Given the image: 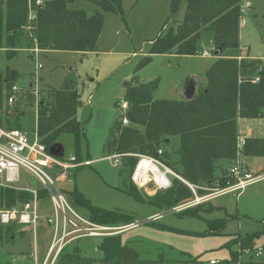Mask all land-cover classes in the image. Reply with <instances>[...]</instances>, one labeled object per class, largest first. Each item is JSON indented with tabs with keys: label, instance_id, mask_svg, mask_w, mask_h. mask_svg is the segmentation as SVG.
<instances>
[{
	"label": "rangeland",
	"instance_id": "374dc122",
	"mask_svg": "<svg viewBox=\"0 0 264 264\" xmlns=\"http://www.w3.org/2000/svg\"><path fill=\"white\" fill-rule=\"evenodd\" d=\"M171 1L121 0L125 22L120 15L104 12L103 26L93 51L80 54L76 51L40 50L36 62L40 63L41 67L37 69L36 75V62L27 48H21L10 59L1 53L0 70L3 75L6 68L18 73L16 85L19 91L15 93L16 102L28 88L31 89L34 98L31 105L19 106V111L13 109L15 103L11 106L7 105L6 98L0 124L5 127L6 124H15L28 131L34 129L36 125L35 105L42 92L48 89H58L65 78L72 77L76 80L74 82L80 94L76 117L81 123L82 130L81 155L83 159L88 158L91 164L73 169L71 184L66 182L64 185L61 182L62 188L75 187L92 205L131 215L136 225L104 226L96 223L95 225L98 228H105L103 235L112 231L125 230L120 235L121 242L136 249L142 257L153 258L161 252L166 259L174 258V261L168 264H185L189 257L195 260L186 264H209L210 259L220 260L217 264H228L223 261L229 258V251L225 245L234 235H257L256 244H264V177L248 184L237 196L235 192L220 194L199 200L189 206L198 210V215L182 214L185 208L165 212L167 210L160 208L154 201L138 200L128 193L130 167L122 168L121 164L114 166L110 158L112 153L106 147L107 137L122 113L118 104L125 100L128 88L157 79L158 86L153 92V97L175 101L180 99L181 92L187 86H185L186 79L189 78V82L194 86L195 95L201 84L205 82V71L216 60V56L211 52L208 56L176 55L174 53L150 54L151 59L135 70L144 56L148 54L151 40L159 33L166 32L169 27H174L183 18L184 3L180 4L176 13L171 14ZM241 1L242 3L249 1L250 7L241 14L245 24H240L241 17L239 18V47L231 51L224 50L221 56L237 60L242 57L264 59V0ZM69 6L83 9L87 14L94 13L98 9L90 0H76ZM31 10L35 17V12ZM209 38V34L202 35V41L207 50L212 48ZM31 83L33 87H29ZM128 104L130 105L129 101ZM245 119L253 118H236L237 135H240L244 129ZM138 128L142 130L141 127ZM252 137L264 139L257 133H252ZM57 144L60 150L59 156L67 157L73 154L70 136H62ZM161 147L166 148L167 157L169 155V158L178 160V155L174 152L178 148L177 137ZM243 149L244 147L237 150L235 159L231 161L238 159L242 166L248 165L254 169L255 171H250L253 177L264 174L263 158L243 155ZM232 162H221L220 168L215 170L216 176L223 174L226 178L225 185H219L218 180L209 183L202 181L197 184L186 181L196 188L198 196L213 195L233 183L230 181L233 177L228 171ZM71 173L62 174L59 180H64ZM169 178L171 179L172 176L169 175ZM26 185L40 188L38 181L23 170L21 181L14 183L13 186L24 187ZM185 187L190 190L186 185ZM138 191L144 194L143 190L138 189ZM193 199L194 194L191 192L174 206ZM42 205L43 209H40L49 214L51 212L50 202L45 199ZM74 206L78 213L88 218L84 208ZM157 214H161L160 217L153 220L148 219ZM40 220L42 218L37 223V246H44L50 236V231L47 227L43 229L40 226ZM218 220H224L222 228L216 223ZM0 225L5 236L7 226L1 223ZM132 225L135 226L132 227ZM109 227H111L110 230H108ZM11 229L15 240L2 244L0 264H34L31 258L27 256L23 258L32 249L31 232H18L20 227L17 224ZM103 235L84 237L82 241H79L81 240L79 238V242L74 243L80 247L82 254L92 260L91 264H103L97 261L96 250L100 237ZM74 244H71L69 248ZM236 247L237 244L233 248ZM247 250L250 249H244L241 252L237 249V258L247 259L249 256L244 255Z\"/></svg>",
	"mask_w": 264,
	"mask_h": 264
},
{
	"label": "trees",
	"instance_id": "16d2710c",
	"mask_svg": "<svg viewBox=\"0 0 264 264\" xmlns=\"http://www.w3.org/2000/svg\"><path fill=\"white\" fill-rule=\"evenodd\" d=\"M41 1L38 5L32 0L30 8L35 12V17L30 20L29 26L27 0H0V54L3 53L7 59L12 58L21 48L30 50L34 46L40 50L76 51L84 54L94 49L103 26L104 12L120 15L125 22L121 0H90L98 7L91 14L80 8H71L69 5L76 0ZM181 3L185 5L181 21L151 40L148 54L135 70L151 59L150 54H198L204 48L202 35L205 33L210 35L212 55L214 51H220L204 73L205 82L193 98L175 101L153 97L158 86L157 79L142 86L139 84L128 88L125 100L130 103L127 112L129 122L127 125H120L116 121L107 137L106 147L116 154L155 156L158 155L157 150L162 149L160 158L185 180L196 184L218 180L219 185H225L226 178L223 174L216 176L215 170L220 168L221 162H232L236 157V118H264V59L242 57L237 60L221 56L224 50L231 51L239 47L241 0H172L171 14L176 13ZM4 75L0 70V121L4 101L18 78L15 70L7 68ZM74 81L76 82L72 77H67L60 88L42 92L35 106L36 132L48 149L57 147L62 136H70L76 159L89 160L83 159L81 155L82 130L76 117L80 94ZM188 83L189 78L186 79L185 86ZM24 93L18 97V102L15 94L13 109L19 111V106L31 105L34 98L31 89H25ZM6 127L22 128L15 124H6ZM175 137L178 139V148L174 151L178 155L176 161L169 158V155L167 157L166 148L161 147ZM244 142L243 155L261 156L264 160L263 138L246 137ZM136 160L135 156H123L120 166H129L131 175ZM183 184L173 178L168 189L145 195L144 191V194L138 191L129 177L128 193L138 200L154 201L160 208L168 210L191 194ZM66 193L71 205L74 208V205L84 208L87 219L93 223L104 226L137 224L131 215L124 212L92 205L75 187ZM39 196L46 197L45 191L39 190ZM31 197L28 191L0 186V208L18 206ZM181 213L198 215V210L189 207ZM216 223L222 228L224 220ZM6 226L4 236L0 225V248L4 242L15 240L11 229L15 224ZM18 232L23 233L21 230ZM120 235L116 233L100 237L96 246L97 261L103 264H168L174 261L173 257L166 259L161 252L153 258L142 257L136 249L123 244ZM256 237L257 235L231 237L225 245L229 258L223 261L228 264H264V254L260 259H254L251 254H244L249 256L245 260H239L236 256L237 249L240 252L253 249L257 245ZM80 239L68 243L61 250L55 264H91L92 260L74 244L82 241ZM71 244L74 245L69 248ZM236 244L237 247L233 248ZM193 260L195 259L189 257L185 264L194 262Z\"/></svg>",
	"mask_w": 264,
	"mask_h": 264
},
{
	"label": "built area",
	"instance_id": "2783aa9c",
	"mask_svg": "<svg viewBox=\"0 0 264 264\" xmlns=\"http://www.w3.org/2000/svg\"><path fill=\"white\" fill-rule=\"evenodd\" d=\"M29 6L28 25L30 20L34 18L32 14V0H27ZM41 0H35V4L40 5ZM250 7V2L246 1L240 5L241 14ZM240 24H245L244 19L240 18ZM28 26V29H29ZM27 27V26H26ZM31 56L37 60V55L40 52L37 46L29 50ZM210 50L205 47L198 53L202 56L210 55ZM41 67L40 63H35V75L37 69ZM31 87L32 83L30 84ZM19 91L16 85H13L10 94L7 98V103L12 105L16 101L15 93ZM37 93L36 87L34 88ZM37 105V103H36ZM35 105V106H36ZM122 111L119 124L127 125L129 120L127 112L129 105L126 100L118 104ZM244 135H238L236 141L237 150H240L244 144ZM162 149L157 150V156L146 154H116L112 153L111 161L114 166L122 163L123 156H135L137 158L135 166L131 172L130 179L138 189L143 190L147 195H153L157 191H164L171 186L173 178L183 182L194 194V199L189 200L183 204H178L171 207L168 211H177L187 208L199 200H205L209 197H214L220 194L236 193L242 191L248 184L257 181L264 177V174L253 177L252 172L248 171L246 167L242 166L237 159L229 166V174L233 177V183L213 195L198 196L196 188L184 180L179 174L172 170L166 162L160 158ZM86 164H91L90 160H77L74 154L67 157L52 154L43 142L39 139L36 132V125L32 130H25L23 128H7L0 124V186L13 187L16 190L28 191L32 197L27 202L12 208H0V223L2 225H9L12 223L27 226L31 229L33 248L30 255L34 258L35 264H55L61 250L71 241L84 238L95 237L103 235L104 227H97L95 223L89 221L76 211L71 205L67 193L64 191L59 178L73 169L81 167ZM27 172L33 176L40 188L24 186L15 187L14 183L21 181V171ZM169 175L172 178H169ZM67 178V177H65ZM39 190L45 191L46 197L49 199L51 205V213L46 217V222L50 227L51 235L49 242L40 259L37 258L36 249V225L40 218V210L38 202L40 201ZM161 214L153 215L148 219H155ZM147 219V220H148ZM111 227L108 228L110 230ZM113 233L109 232L106 234ZM245 254H251L254 259L263 257V245H256L253 249L247 250ZM218 260H209V264H217Z\"/></svg>",
	"mask_w": 264,
	"mask_h": 264
},
{
	"label": "crops",
	"instance_id": "0c3cea01",
	"mask_svg": "<svg viewBox=\"0 0 264 264\" xmlns=\"http://www.w3.org/2000/svg\"><path fill=\"white\" fill-rule=\"evenodd\" d=\"M42 51V50H41ZM46 51H48V50H46ZM50 51V50H49ZM16 85V84H15ZM17 86V85H16ZM29 87H31V85H29ZM194 87V86H193ZM184 91V90H183ZM182 91V92H183ZM181 92V93H182ZM7 105H9L8 103H7ZM11 106V105H10ZM245 124L243 125V130L241 131V134L240 135H244L245 136V138L246 137H251V135H252V133H257V135L258 136H261V137H264V119H262V118H253V119H245ZM255 130V131H254ZM263 164H264V160H263ZM249 171H255L254 169H252V168H250L248 165L247 166H245ZM73 171V170H72ZM72 174L73 173H71L70 174V176H68L67 178H64V180H62L61 182L62 183H64V185H65V183L66 182H70V184H71V177H72ZM60 182V185L61 186H63V184ZM69 190H72L70 187H67L66 189H64V191L65 192H67V191H69ZM241 192V191H240ZM240 192H238V194L240 193ZM238 194H236V196L238 195ZM45 199H47L48 201H49V199L47 198V197H41L40 198V201L38 202V205H39V210H40V218H42V220H40L41 222H40V226H42V228L43 227H47L48 229H49V231H50V235H51V230H50V227H49V225L47 224V222H46V217L47 216H49L50 215V213L49 214H47L44 210H41L40 208H42L43 209V205H42V203H43V201L45 200ZM179 204V203H178ZM46 214V215H45ZM83 216V215H82ZM39 218V219H40ZM86 218V217H85ZM38 223V222H37ZM13 224V223H12ZM18 225V224H17ZM38 225V224H37ZM36 225V236H37V228H38V226ZM136 225V224H135ZM135 225H132V227H134ZM18 226H20V230L21 231H23V233L24 232H26V231H30L31 232V229H30V227H27V226H22V225H18ZM131 227V228H132ZM130 228V227H129ZM44 229V228H43ZM127 230V229H126ZM125 230H122V231H118V232H113V233H110V234H106V235H111V234H116V233H120V234H122V232H124ZM31 237H32V234H31ZM49 239H50V236L48 237V239L46 240V242H45V244H44V246H41V245H39V246H37V237H36V249H37V258L38 259H40L41 257H42V255H43V252H44V250H45V248H46V246H47V244H48V242H49ZM31 242H32V238H31ZM32 248H33V242H32ZM30 253H31V250L28 252V254L27 255H25V256H23V258L24 257H29V258H31L32 260H33V262H34V258L30 255ZM210 260H212V259H210ZM209 263V262H208ZM34 264H35V262H34Z\"/></svg>",
	"mask_w": 264,
	"mask_h": 264
},
{
	"label": "water",
	"instance_id": "95a60500",
	"mask_svg": "<svg viewBox=\"0 0 264 264\" xmlns=\"http://www.w3.org/2000/svg\"><path fill=\"white\" fill-rule=\"evenodd\" d=\"M219 50L217 51H214L213 52V55H218L219 54ZM144 83H141L140 85L142 86ZM194 96V88H193V84H191V82H189L187 84V86L185 87L184 91L181 93L180 95V99H183V100H187V99H191L192 97ZM50 149V152L52 154H55V155H60V150L58 147H51L49 148ZM123 166H125V164H123Z\"/></svg>",
	"mask_w": 264,
	"mask_h": 264
}]
</instances>
